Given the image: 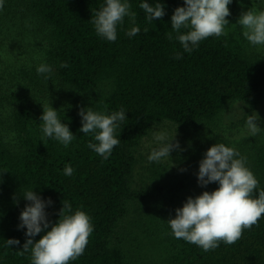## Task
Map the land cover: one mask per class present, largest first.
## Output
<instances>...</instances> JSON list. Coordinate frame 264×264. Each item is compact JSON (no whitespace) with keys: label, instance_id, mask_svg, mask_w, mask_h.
Listing matches in <instances>:
<instances>
[{"label":"trees","instance_id":"obj_1","mask_svg":"<svg viewBox=\"0 0 264 264\" xmlns=\"http://www.w3.org/2000/svg\"><path fill=\"white\" fill-rule=\"evenodd\" d=\"M128 2L137 14L135 23L125 17L117 26L116 41L109 42L96 34L90 21L105 0H22L48 26L44 63L53 71L46 79L47 74L38 75L37 67H32L26 71L32 84L78 93L97 90L89 106L105 114L123 108L126 119L116 129L120 144L105 160L88 148L89 142L96 141L79 131L78 109L58 111L62 123L76 136L65 147L44 137L40 115L30 102L16 107L11 117L15 149L0 128V264H31L30 251L20 254L26 236L25 229L18 228L20 211L28 203L22 195L31 189L42 199H51L45 212L52 222L58 219L64 201L73 212L81 210L91 218L93 232L85 251L68 264H148L136 250L122 246L124 238L112 240L129 200L140 195L131 188L137 146L153 124L168 121L183 129H200L216 123L226 105L242 102L256 107L263 97L264 60L253 53L252 44L242 35L236 21L238 0L228 6L231 15L226 17V34L202 40L190 53L175 39L170 23L173 10L183 6V0H159L165 15L152 22L139 8L143 0ZM133 27L140 32L130 37L127 32ZM170 32L172 40L167 38ZM177 53L180 59H175ZM61 63L69 67L61 68ZM213 143L234 147L246 157V166L259 182L258 190L264 189V131L247 147L231 146L222 139ZM66 166L74 169L71 176L65 175ZM217 186L210 183L202 188L197 183L194 196ZM158 189L162 197L153 203L157 213L144 234L150 247H159L162 260L156 264H264V216L244 230L235 244L221 241L219 247L205 252L176 239L167 223L186 200L187 184L177 179ZM9 239L20 243L8 246Z\"/></svg>","mask_w":264,"mask_h":264},{"label":"clouds","instance_id":"obj_2","mask_svg":"<svg viewBox=\"0 0 264 264\" xmlns=\"http://www.w3.org/2000/svg\"><path fill=\"white\" fill-rule=\"evenodd\" d=\"M5 0H0V11ZM232 0H183V6L173 10L170 18L171 29L176 33L175 39L182 45L184 52L190 53L198 44L208 37L225 35V26L229 24L231 15L229 5ZM145 19L152 22L165 15L164 4L154 0L152 4L143 0L139 4ZM128 0H105V3L91 14L90 21L96 34L109 41L117 39V26L123 24L128 17L135 23L136 13L131 11ZM242 27V35L253 46L264 47V9L250 7L241 11L236 20ZM184 29L186 31L181 32ZM145 32L148 31L146 28ZM140 32L139 27H133L128 36ZM172 40L173 34H167ZM177 53L175 59H180ZM61 68H67V63H61ZM52 67L41 63L36 72L38 75L52 74ZM81 117L79 129L85 135L91 134L95 143L89 142L92 149L103 159H108L115 146L121 142L116 137V129L126 119L123 108L105 114L94 111L92 106L78 107ZM245 115V114H244ZM246 117V130L249 136H256L262 131L259 125L260 117L253 112ZM42 131L44 137L59 141L67 147L76 136L66 123H62L58 110L50 106H42ZM122 129V128H121ZM169 138L166 133L156 135L158 147L152 148L148 160L159 162L165 157L170 158L172 151H183L179 142ZM246 157L234 148L223 143L212 144L198 162L196 172L197 183L204 188L210 183L218 186L212 191H202L199 195L189 196L182 206L175 209V217H169L167 223L176 239L200 247L205 252L219 247L223 241L227 245L235 244L246 229L257 225L264 216V189L258 190V180L246 166ZM186 169H181L185 171ZM74 169L65 167V175L71 176ZM258 190V191H257ZM22 198L28 203L19 214L18 228L25 229L26 240L20 252H31V264H68L81 256L93 232L91 218L81 210L72 211L71 205L64 201L57 213L58 219L52 222L47 219L46 206L52 204L51 199H42L36 192L27 190ZM42 234V235H41ZM39 235V239L34 237ZM19 240H7L8 246L19 245Z\"/></svg>","mask_w":264,"mask_h":264},{"label":"rangeland","instance_id":"obj_3","mask_svg":"<svg viewBox=\"0 0 264 264\" xmlns=\"http://www.w3.org/2000/svg\"><path fill=\"white\" fill-rule=\"evenodd\" d=\"M239 11L250 7L264 9V0H238ZM48 26L34 16L22 0H5L0 11V121L4 139L15 149V133L12 130L11 117L16 107L23 101L30 102L37 113L42 115V106L50 103L54 109L70 107H88L97 95V90L78 93L44 85H34L26 71L45 62L46 37ZM251 50L264 60V47L251 45ZM258 113L262 131L256 136H249L245 115ZM245 114V115H244ZM211 130V134L208 131ZM264 131V92L260 103L250 107L242 102L226 105L218 116L216 123L200 129H183L171 122L153 124L148 134L135 150L136 161L132 170L131 188L137 197H132L127 205V213L117 223L112 240L124 238L123 247L133 248L148 264L162 260L159 247H152L144 237L147 226L155 217L157 210L153 205L162 197L159 187L177 179L187 184L183 191L186 197L194 196L197 188V164L205 151L214 144L215 139H222L231 146L247 147L260 138ZM166 133L179 142L183 151H172L170 158L159 162H150L148 156L154 147H158L156 135ZM248 145H247V144ZM181 169H186L181 171ZM190 181V183L188 182Z\"/></svg>","mask_w":264,"mask_h":264}]
</instances>
